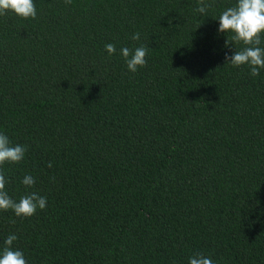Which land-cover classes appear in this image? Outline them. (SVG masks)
Here are the masks:
<instances>
[{"label": "trees", "instance_id": "obj_1", "mask_svg": "<svg viewBox=\"0 0 264 264\" xmlns=\"http://www.w3.org/2000/svg\"><path fill=\"white\" fill-rule=\"evenodd\" d=\"M34 3L0 15V133L27 147L0 170L47 204L0 211V251L16 235L27 264H264V69L225 64L217 31L236 0ZM139 46L133 73L120 50Z\"/></svg>", "mask_w": 264, "mask_h": 264}, {"label": "clouds", "instance_id": "obj_2", "mask_svg": "<svg viewBox=\"0 0 264 264\" xmlns=\"http://www.w3.org/2000/svg\"><path fill=\"white\" fill-rule=\"evenodd\" d=\"M66 4H71V0H65ZM209 4L206 0H199V6L195 9L200 14L208 11ZM11 12L22 19H35L36 4L34 0H0V15ZM219 33L227 35L225 47L232 45L235 51L231 55H225V64L232 67L247 65L250 75L258 76L261 69H264V0H236L233 6L223 10L218 19ZM140 33L132 35V40H138ZM236 45H242L236 48ZM105 51L112 55L116 52L115 45L108 43ZM148 48L145 46L136 47L134 50L123 47L120 55L124 58L127 69L136 72L138 67L146 65L145 59ZM27 151L24 145H13L7 135L0 133V168L4 164L20 163ZM49 167L51 165L49 164ZM8 181L2 170H0V211L11 210L17 217H31L37 209L43 210L46 207L47 199L38 192L32 191L22 195L19 200L12 199L5 185ZM22 185L31 188L35 184V177L31 174L25 175L21 180ZM15 221H13L14 223ZM16 235H9L4 240V246L0 251V264H27V260L21 250L13 249V242ZM188 264H214L213 260L205 256L202 252H195L188 258Z\"/></svg>", "mask_w": 264, "mask_h": 264}]
</instances>
